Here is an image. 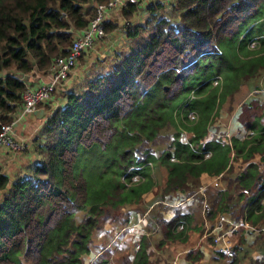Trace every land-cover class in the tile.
Instances as JSON below:
<instances>
[{
    "label": "trees",
    "instance_id": "obj_1",
    "mask_svg": "<svg viewBox=\"0 0 264 264\" xmlns=\"http://www.w3.org/2000/svg\"><path fill=\"white\" fill-rule=\"evenodd\" d=\"M106 1L0 0V129L22 105L36 71L68 53L73 30ZM163 7L151 4L146 22L127 30L131 47L83 88L67 92L44 122L42 157L30 173L12 181L0 173V264H127L131 254V264H157L149 250L156 229L163 231L160 246L188 245L193 232L203 233L205 218L212 231L224 211L251 226L239 227L234 255L213 247L220 227L211 233L208 264H264V98L246 100L249 80L264 73V0H175L173 18L158 13ZM137 8H124L127 20ZM149 26L152 33L138 39ZM116 27L106 22L108 32ZM223 108L230 127L243 125L230 139L219 119ZM170 125L177 128L173 136L161 131ZM213 126L220 132L206 138ZM161 167L163 182L153 175ZM219 174L224 187L201 193ZM204 198L207 210L198 208ZM167 199L186 203L166 218ZM149 214L148 233L132 244L115 238L120 222ZM203 256L201 247L191 249L187 264Z\"/></svg>",
    "mask_w": 264,
    "mask_h": 264
},
{
    "label": "crops",
    "instance_id": "obj_2",
    "mask_svg": "<svg viewBox=\"0 0 264 264\" xmlns=\"http://www.w3.org/2000/svg\"><path fill=\"white\" fill-rule=\"evenodd\" d=\"M152 1L151 0H142L138 4V8L136 9V11L133 13L132 19H134L138 15H141L144 13L143 15L146 17V20H147L150 17L149 14H151L149 6L151 5L150 2H152ZM146 2H148V3H146ZM143 9H145V11H143ZM126 20L127 19L124 15V9H123V11H122V13H120L117 21H110V22L118 24V27H116L112 32H108V34L109 33H110V35L113 34V37H114V36H116L115 35L116 33L117 34L121 33L122 31H121L119 26L124 25ZM109 38H111V37L109 36ZM128 38H129V40H131L130 37H128ZM100 43H104V41L103 40L99 41L92 49H95L97 47V45H98V47H100L101 46ZM90 56H91L90 53H89V55L83 54L82 56H80L76 68L70 73V76L68 77V79H66V81L57 88L53 98L41 106V108L44 109V112H42V117H39L34 113L32 115L27 116L21 122V124L18 126V129H19V131L17 133L18 138H22L24 140L31 139L32 145L37 149V153L39 152V155L41 154V156H42L41 145L44 142V140H43V138L39 139L38 137L42 134V128H43V125H44V122L46 121V119L52 114V112L55 110L56 107H58L59 105H63L66 102V94L68 91L79 90V89L83 88L85 86L86 82L90 78L95 76L96 73L100 70V68L97 71L95 70L94 74H89V73H86V71H84L85 68H83L81 63H79V62L84 61L85 64H87V66H91V64L94 63L95 61H94V58H91ZM49 78H50L49 71H46V72L36 71L33 78L31 80H29L27 83L28 84H39V83H42V82L48 80ZM261 100H263V99H261ZM20 107H21V105L18 106L17 110H19ZM231 127L238 129V128L243 127V125L241 124V122L238 121V122H233ZM38 132H40V133L38 135H36ZM20 154H22V153H20ZM28 155H25L24 157H21V160L18 159V161H16L15 158H18V155H15L10 150L1 148L0 149V173H4V174L8 175L11 181L15 177H17L18 175L29 174L33 168V166H32L33 164L30 163V166L27 167V162H28L27 156ZM34 158H36V155H34ZM14 159H15V161H14ZM240 160H241V158H240ZM214 177L215 176L213 175L207 181H205L202 185H206L208 188L209 185H212L211 182H212ZM222 185H223V180H222ZM222 185L220 187H222ZM4 192H5V190L0 189V200H1ZM172 201L173 202L176 201V202L170 203ZM178 201H179L178 199H175V200L171 199L170 202H167L168 210H171V208H172L173 214H174V211L176 210V208L179 207V205H182V203H180L181 201L180 202H178ZM224 212L227 213L229 216L228 212H226V211H224ZM202 215H203V217H205V214L202 213ZM141 220L142 221L144 220V226L142 228V231H140V233H139L140 235H142L143 233L149 232L148 228H147L148 227L147 216H143L139 221H141ZM204 221H205L204 222L205 229H204L203 233L200 232L199 236H196L195 240H193V242L191 244L172 247V248H174L173 251L171 250L172 252H170L168 250V248H166L167 244L163 247L159 245V241H160L162 236L158 237V239H155V240L153 239V235L156 234L157 230L158 229L161 230L160 228L156 229V231H154L151 234L152 236H151V244H150L149 250H152V252L154 253L153 255H151V257L154 258L155 260H157V264L170 263L176 257H178L180 263H182V264L186 263L187 264V263H191L190 260L186 258L187 251H189L191 249H195L197 247H201L203 249L204 256L201 259H199L198 261H196L194 264H208L209 259L212 255V251H213L212 245H210V242L208 241V236L211 233L217 232L218 227L216 226L211 231L210 230L212 227L211 221L208 218H205ZM226 229H228V225L224 224L222 226V228L220 229V231L223 232ZM242 232H243V230L235 229L234 231H229L227 233V236L231 240L232 243H236L239 241V238H240ZM217 233H219V232H217ZM244 233H245L247 240L249 242H251L253 240V237L251 236V234L249 235L246 231H244ZM161 234L163 235L162 232H161ZM140 235H139V237H140ZM139 237H138V239H139ZM138 239H135V240H138ZM136 248H137V246H135V249ZM254 255L255 256H261L262 254H260V252H255ZM133 257H134V255H132L130 258H128V259H130V261H128L127 264H131ZM124 261H125V258H124ZM124 261H120V262L124 263ZM118 262L119 261H117V263Z\"/></svg>",
    "mask_w": 264,
    "mask_h": 264
},
{
    "label": "built area",
    "instance_id": "obj_3",
    "mask_svg": "<svg viewBox=\"0 0 264 264\" xmlns=\"http://www.w3.org/2000/svg\"><path fill=\"white\" fill-rule=\"evenodd\" d=\"M142 0H108L106 2H98L96 4L95 15L90 19L88 24L80 29L73 30L72 43L69 46V52L56 56L48 71L50 78L39 84H28L22 93L23 103L19 110L13 114L10 122L1 124L0 129V149L4 148L10 151H22L27 147L26 140L18 138V126L29 115L35 113L36 109L40 108L44 103L50 101L57 88L62 85L70 76V73L76 68L80 56L88 54L99 41L108 36L106 30V22L117 21L123 9L130 4H139ZM118 13V14H117ZM117 14V15H116ZM125 24V23H124ZM226 136L230 139L231 136L226 132ZM221 174L216 175L211 184L215 187L222 185ZM206 185H201L200 192L206 190ZM193 194L189 197L192 199ZM195 198V197H194ZM264 202V199H263ZM204 209L207 210L210 206L206 198L203 199ZM224 224L228 225V229L223 232L216 233L214 236L213 247L219 248L230 255L236 253L234 243L228 238L227 233L239 229L242 225L249 227V222L234 221L227 213L220 215V222L217 227L222 228ZM170 264H181L176 257Z\"/></svg>",
    "mask_w": 264,
    "mask_h": 264
},
{
    "label": "rangeland",
    "instance_id": "obj_4",
    "mask_svg": "<svg viewBox=\"0 0 264 264\" xmlns=\"http://www.w3.org/2000/svg\"><path fill=\"white\" fill-rule=\"evenodd\" d=\"M158 2H162L164 4V7L163 8H159L157 10L158 13L159 14H162V15H166V16H171L173 18L174 17V14H172V12H171L172 10L171 9H172V4L175 2V0H153L150 3L151 4H156ZM146 3H148V2H146ZM143 11H145V9H143ZM143 14L138 15L134 19L130 18L129 20H126L127 22L125 21V24L124 25H120L119 26L120 29H121V31H122L121 33H118V34L116 33L115 34L116 36H114V37H113V34L110 35V33H109V35L106 36L105 39H103L104 43H100V45H101L100 47H98V45H97V47L95 49H90L89 50V53L91 55L90 57L91 58H94V61L95 62L92 63L91 66H87V64H85L84 61H80L79 63H81L82 67L85 68L84 71H86V73H89V74H94L95 70L97 71L99 68L101 69L102 67H103V69L107 70L110 67L111 61L115 58V54H117L118 52H120L122 49H129L131 47V45H132V42H133L132 40H134V39L129 40V38L127 36V34H128V31L127 30H128V28H129L130 25H135L137 23H145L146 22V17ZM149 15H151V14H149ZM152 31H153L152 26H149L145 31H141L140 32V34L138 35V39L147 38L152 33ZM109 36L111 38H109ZM254 43H255V40H251L249 42V46L250 47H254L255 46ZM223 48H224V50H227L226 47H223ZM89 53H88V55H89ZM249 87H250V92H249V95L246 97V100L248 102L249 101H252L254 99H260V100L263 99L264 98V73L258 74L256 76H254L253 78H251L249 80ZM239 107H238L237 111L235 112V115L236 116L240 112L241 106H239ZM220 112L221 113L219 115V119H221L220 121H225V123L227 124V128L229 127V129L227 130V132L230 134V136L236 135V133L240 132V128L237 129V128H234V127H230L229 122H231V119H230V121L229 120L227 121V119H225L229 115L228 114L229 112L226 109H224V108L221 109ZM216 121H217V123H219L218 120H216ZM224 126H226V125H224ZM214 129H215V126H213L211 128V132L209 133L210 136H207L206 138H210L211 135L213 134V131L216 132V133H219L220 132L219 128H217V130H214ZM176 130H177V128H175L174 125H170L169 127L162 129L161 131L163 133L167 132V133L170 134V136H173ZM247 132H249V131H247ZM39 133L40 132H38L36 135H38ZM189 134H190V132L187 130L186 126H182V132L180 133V136L182 137V140L183 139L187 140V137H188ZM220 134H222V133H220ZM31 141H32L31 139L26 140V142H27L28 145H27V147L24 150H22V151H13V153L15 155H18V158H15L16 161H18V159L21 160V157H24L25 155H28L29 154L27 156V161L28 162L26 161L27 162V167L30 166V163L34 165V163L36 162V160H39L42 157L41 154L39 155V152L37 153V149L32 145V142ZM168 143H169V141H167L165 143H160V145H158L156 147L157 148L156 152H160L163 148L167 147L168 146ZM82 152L84 153V151H82ZM20 153H22V154H20ZM34 155H36V158H34ZM97 156H99V154H97ZM234 157L235 156H233L232 162L234 164H236V165L239 164L240 161H241L240 158L239 159H236ZM15 159H14V161H15ZM84 160L87 161V159H84ZM94 161L98 162L97 160H94ZM85 163H87V162H85ZM165 172L166 171L164 170L163 167L159 168V171L153 172L154 178L156 177V181L163 182V178L164 177H162V176L165 174ZM224 185H225V181L223 180L222 187H224ZM201 193H204V191H202ZM198 195H200V194L198 193L194 197H197ZM170 201H171V199H167L166 200V202H170ZM180 201L181 200H179L178 202H180ZM174 202H176V201H174ZM174 202L172 201L170 203H174ZM262 202H263V200H262ZM180 203L185 204L186 201L182 200ZM196 203H198V202H196ZM151 205L152 206L154 205L153 207H155V204L154 203L153 204H149V207H151ZM203 206H204V203H203ZM195 207H196V205H195ZM198 208L199 209H202L204 207H202V205L200 203V205L198 206ZM172 214H173L172 208H171V210H166L165 211L166 218L171 217ZM201 215L202 214L200 212L197 215V217L200 218ZM147 217H148L147 218L148 220H152L151 219L152 218L151 217V214L147 215ZM202 217H203V215H202ZM144 220L143 221L141 220L139 222H136V221H134V216H133L127 222H122V223L120 222V227L121 228H120V231H118L116 233L115 238H121V240H125V239L128 238L129 241H130V243L132 244V242L135 239H138V237L140 235L139 233H140V231H142V228L144 226ZM157 232H156L155 235H153V239L154 240L155 239H158V237L162 236V234H161V232H163L162 230H159L158 229ZM263 235H264V232H263ZM196 236H199V232H197V231L193 232L190 241L193 242V240H195ZM263 237L261 239H264ZM182 245H186V244H184V243L183 244L182 243L180 244L179 241L177 243H174V241H172V242H170V243L167 244L166 248H168V250L170 252H172L173 249H174L172 247H174V246H182ZM244 245L245 244H242L241 245V248H243ZM130 252H129V254H130ZM244 260H247V257H245Z\"/></svg>",
    "mask_w": 264,
    "mask_h": 264
},
{
    "label": "water",
    "instance_id": "obj_5",
    "mask_svg": "<svg viewBox=\"0 0 264 264\" xmlns=\"http://www.w3.org/2000/svg\"><path fill=\"white\" fill-rule=\"evenodd\" d=\"M20 77L26 78V79L29 78L28 75L23 74V73L20 74ZM42 112H44V109L40 107V108L36 109L35 114L39 117H42Z\"/></svg>",
    "mask_w": 264,
    "mask_h": 264
}]
</instances>
